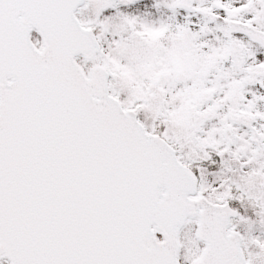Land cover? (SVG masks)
Segmentation results:
<instances>
[{
    "label": "snow or ice",
    "instance_id": "1",
    "mask_svg": "<svg viewBox=\"0 0 264 264\" xmlns=\"http://www.w3.org/2000/svg\"><path fill=\"white\" fill-rule=\"evenodd\" d=\"M0 264H264V0H0Z\"/></svg>",
    "mask_w": 264,
    "mask_h": 264
}]
</instances>
